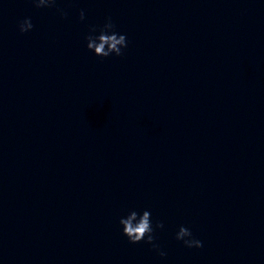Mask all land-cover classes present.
Listing matches in <instances>:
<instances>
[{
    "label": "clouds",
    "instance_id": "obj_1",
    "mask_svg": "<svg viewBox=\"0 0 264 264\" xmlns=\"http://www.w3.org/2000/svg\"><path fill=\"white\" fill-rule=\"evenodd\" d=\"M36 8H52L56 5V0H31ZM62 17L67 16V12L62 9H57ZM84 11L80 12V19L84 20ZM31 18H25L19 22L18 28L21 34L27 33L33 29ZM115 24L111 17H107L105 23L101 27L92 26L89 29V34L86 35V47L96 56L107 58L111 55L122 56L123 49L127 47L128 41L124 34L115 31ZM122 226V234L127 237L132 244L144 241L150 244L153 250L158 252L161 257L166 256V253L160 250V246L155 243L154 228L151 220V213L144 210L142 214L135 210H131L126 217H121L119 220ZM162 222L156 223V228H163ZM175 239L182 241L187 248H202L203 242L193 237L191 230L185 226H180Z\"/></svg>",
    "mask_w": 264,
    "mask_h": 264
}]
</instances>
